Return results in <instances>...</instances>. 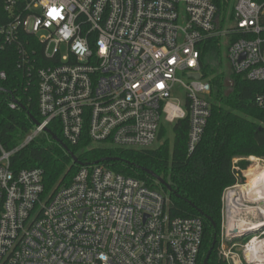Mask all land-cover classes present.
Wrapping results in <instances>:
<instances>
[{
    "label": "built area",
    "instance_id": "obj_1",
    "mask_svg": "<svg viewBox=\"0 0 264 264\" xmlns=\"http://www.w3.org/2000/svg\"><path fill=\"white\" fill-rule=\"evenodd\" d=\"M4 10L0 50L16 47L26 88L36 79L40 120L16 148L0 143V264H196L202 219L170 216L167 196L143 181L99 163L80 165L43 200L42 170H13L10 158L52 122L70 144L86 128L94 143L143 149L158 141L162 120L188 118L191 152L212 107L202 43L223 40L230 72L264 81V0H237L229 27L213 0H5ZM256 103L264 105V95ZM8 104L21 108L12 95ZM262 171H243L244 181L236 174L223 190L228 264H264V173L255 186L247 182ZM233 229L249 235L228 243Z\"/></svg>",
    "mask_w": 264,
    "mask_h": 264
},
{
    "label": "trees",
    "instance_id": "obj_2",
    "mask_svg": "<svg viewBox=\"0 0 264 264\" xmlns=\"http://www.w3.org/2000/svg\"><path fill=\"white\" fill-rule=\"evenodd\" d=\"M4 1L0 0V24L9 20L4 10ZM213 1L220 15L222 9L226 10L229 0ZM33 40L36 49H40ZM218 48V40H208L201 46L202 77L211 85L212 107L203 135L191 152L187 151L188 118L172 123L174 136L171 149L168 147L164 128L158 133V141L161 143L157 147L132 149L94 143L86 128L79 142L70 144L64 140L55 122L49 125L51 133L67 145L79 162L92 164L99 161V164L114 172L139 179L150 188L161 189L160 192L164 191L163 194L168 198L167 211L170 216H199L203 222V238L196 264H202L214 233L219 234L224 188L235 181L236 174L240 175L241 181L245 180L242 172H246L251 165L249 156L264 157V105L256 103V97L264 95V81H250L242 74L229 72L232 86L225 87L223 71L210 68L205 62L208 54L218 52ZM36 56L42 59L41 49ZM17 61L18 51L14 45L0 50V71L6 74V78L0 80V89L3 90L0 92V143L5 150L19 146L33 127L29 115L40 120L36 79L31 78L32 83L26 88L30 79L25 69L16 67ZM11 95L22 108L9 107ZM107 157L119 159L101 161ZM10 165L13 170L40 168L44 187L41 197L47 196L46 199L59 187L69 184L80 167L45 132L14 152ZM141 167L168 181L177 195L168 191ZM255 176L248 174L247 180ZM198 210L215 222V228ZM218 250L216 241L207 264H227Z\"/></svg>",
    "mask_w": 264,
    "mask_h": 264
},
{
    "label": "rangeland",
    "instance_id": "obj_3",
    "mask_svg": "<svg viewBox=\"0 0 264 264\" xmlns=\"http://www.w3.org/2000/svg\"><path fill=\"white\" fill-rule=\"evenodd\" d=\"M237 0H229L228 1V6L226 8V10H221L220 12V19H221V24L224 26V27H229L233 24V21H234V17H235V13H234V5L236 3ZM220 41L222 42L220 45H219V48H218V52H214V53H210L208 54V57L206 58V64H208V66L210 68H213V69H216V70H221L223 71V78L225 80H230L229 78V68H228V64H227V60H226V50H227V46L225 45V43L223 42V40L220 39ZM54 48V45L52 44L51 45V49ZM60 52L62 54H64L66 52L65 50V46L64 45H61L60 46ZM202 72V71H201ZM203 74V72H202ZM183 79H186L184 76H181ZM231 81V80H230ZM175 97H177V94L175 93L174 94ZM161 129L163 130V128L165 129V132H166V139H167V143H168V147L169 149L172 148V143H173V131H172V124L171 123H168L166 121H163L161 122ZM161 143L159 141H157L153 146L152 148H155L157 147V145ZM255 159L253 161H250L251 162V165L250 167L248 168V170H246V172L248 171L249 173V170H253V168L255 166H257V168H260L262 166H264V157H258V156H253ZM245 172V173H246ZM248 178V177H247ZM246 179V178H245ZM157 190L161 191V189L159 188H156ZM164 193V191H163ZM47 196L43 197L42 199L45 200ZM222 207V206H221ZM220 222H222V211L220 213ZM216 241L218 242V252H219V255L224 258V260H227L224 253L225 252V245L224 243H222V239H221V223H220V228H219V234L217 235L216 234ZM234 254L235 255H232V256H235L236 257H241V252L239 249L237 250H234ZM227 262V261H226ZM228 264V262H227Z\"/></svg>",
    "mask_w": 264,
    "mask_h": 264
},
{
    "label": "water",
    "instance_id": "obj_4",
    "mask_svg": "<svg viewBox=\"0 0 264 264\" xmlns=\"http://www.w3.org/2000/svg\"><path fill=\"white\" fill-rule=\"evenodd\" d=\"M199 75L198 74H195L194 75V78H198ZM232 86V82L230 80H226L225 82V87H231ZM0 91H3L2 89H0ZM21 108H22V105L20 104ZM29 118L31 119V121L34 123V124H37L38 121L33 118L31 115H29ZM45 132L47 134H49L53 140H55L58 144H60V146L65 150L67 151L71 157H72V160L75 164H78V165H88L89 163H81L77 160V158L69 151V148L67 147V145L61 140L59 139L56 135L52 134L51 131L48 129V128H45ZM119 158L117 157H107V158H103L101 161H114V160H118ZM99 163V161H95L93 162L92 164H97ZM141 169L146 172L147 174L151 175L153 178L156 179V181L158 183H160L161 185H163L168 191L170 192H173L174 194L177 195L176 191H173L169 182L164 180L162 177L158 176L157 174H155L153 171L147 169V168H144V167H141ZM198 212L203 215L205 218H207L209 220V222L211 223V225L213 226V228H215V222L207 215H205L201 210H198ZM249 235V232L248 231H244V230H236V229H233L232 232L230 233V235L228 236V238L226 239V241L228 243H232L234 241H240L242 240L243 238H246L247 236ZM216 243V234L214 233L213 235V239H212V242H211V246L210 248L207 250L204 258H203V261H202V264H207V261H208V258L210 256V253H211V250L213 248V246L215 245Z\"/></svg>",
    "mask_w": 264,
    "mask_h": 264
},
{
    "label": "bare ground",
    "instance_id": "obj_5",
    "mask_svg": "<svg viewBox=\"0 0 264 264\" xmlns=\"http://www.w3.org/2000/svg\"><path fill=\"white\" fill-rule=\"evenodd\" d=\"M264 171L261 172L259 175H256L255 177H253L250 180H247L248 184L250 186H255L257 184V181L259 180V178L263 175Z\"/></svg>",
    "mask_w": 264,
    "mask_h": 264
}]
</instances>
